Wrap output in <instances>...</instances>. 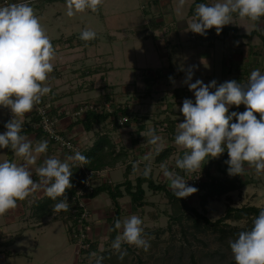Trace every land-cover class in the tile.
I'll return each instance as SVG.
<instances>
[{"label": "crops", "instance_id": "obj_1", "mask_svg": "<svg viewBox=\"0 0 264 264\" xmlns=\"http://www.w3.org/2000/svg\"><path fill=\"white\" fill-rule=\"evenodd\" d=\"M12 1L20 2V0ZM141 2L144 4L141 7L142 15L136 16L134 23L128 28L115 26L113 28L111 26V36L107 37V43L112 46V50L101 53L97 50L89 51L93 46H98L97 35L91 41H83L80 39L81 31H74L76 24L86 23L87 29H89V21L95 19L93 16L90 18V12L85 11V16L82 13H77V16L74 15L73 18L66 15V4L62 2L30 0L31 6L40 18L41 24L45 27L56 49V58L53 61L54 70L46 81L51 92L46 97L52 103V113L58 119L60 132L72 139L82 155L87 154L100 138L110 142L112 149L116 152L128 153L126 162H118L116 165L101 169L89 181L84 173L81 184L85 186L87 183L88 186H85V189L89 194L103 185L113 188L123 184L126 181L128 166H131L132 169L129 179L134 181L140 176L135 175L134 171L143 167L141 175L143 174L145 165L148 163L144 157L149 153H152V169L161 166V164H166L169 170L175 169L176 159L182 157L185 151L174 143L178 123L184 120L179 109L185 98L195 99L187 85L182 84L185 72L181 69L195 65L196 70L192 82L201 79L206 84L214 79L218 83L232 79L246 83L252 70L259 69L264 73V18L253 22L247 18L233 15L232 24L224 26L236 29L237 35L240 36L253 33L248 38L234 36L232 32L227 36H217L207 31L206 36H201L186 31L188 22L193 18L190 15V10L185 16L177 18L176 10L178 11L179 8L177 1L141 0ZM196 2L211 4L223 2V0H195L190 2L191 7ZM101 15L106 19V14L102 12ZM75 17L80 18L76 24ZM105 19L103 20L104 29H108ZM95 22H90V29L99 25L98 21ZM125 29L128 32H125ZM132 31L142 33L140 37L142 41L132 36V43L128 45V50L135 48L140 50L139 54L144 57L141 59V61H145L144 66H132L131 55L128 56L126 50H116V45H119L117 41L128 39L129 33ZM148 39L155 41V57L154 53L147 50L146 40ZM164 40L168 43L164 44ZM169 47L172 48L169 49ZM116 51L118 52L116 53ZM154 58L155 60L157 58L159 62L150 63ZM144 68L152 72L153 75H157L158 72L160 74V77H157V82L152 84L154 93L148 98L144 96L148 86L147 80L144 75L137 74L140 69ZM128 69H136V72L133 73L134 76L131 75L121 85H114L119 71ZM169 77L173 78L174 83ZM135 83L140 85L139 93L134 87ZM166 100L168 101L166 102ZM105 104L110 106L111 110L120 107L127 110L126 118L130 119V122L124 126L115 127L111 119L102 125L93 126L91 130H86V118L89 113H92L88 107L95 105L100 111H103ZM245 110L244 105L232 106L229 109V114L232 111L243 112ZM11 118L12 113L9 109L0 108V133L6 130L4 124ZM168 118L177 122L172 133L167 130L166 120ZM19 119L23 121L22 134L31 139L34 144L41 140L48 141L47 152L39 154L36 163L29 166L33 171L34 180L39 181L35 169L43 163L45 158L52 156L63 160L66 156L75 154V152L57 147L35 126L38 121L35 107L30 113ZM149 129H154L156 134L161 137L160 152L170 147L174 149V153L169 159L156 162L157 154L154 146L149 144L148 138L143 135ZM226 153L222 154V159ZM4 160L17 164L26 163L22 157H17L10 149H0V162ZM71 163L72 169L82 167L81 162ZM223 168L224 165L222 166L220 163V169ZM245 168V172L255 171L254 168L247 165ZM159 170L161 171V168ZM175 170L186 180L187 174L179 169ZM217 170L221 171L219 165ZM212 171H214L213 167L211 174ZM151 175L157 184L165 185L170 189L169 182L164 178L163 173L159 179L160 182L152 171ZM144 189L147 202L149 191L147 185H144ZM59 199L63 198H58L55 202H58ZM52 201L40 190L25 200L18 201L15 209L0 215V264H81L84 262V260H80L77 245L70 235L69 223L71 224L74 220L69 218V213L61 210L48 214L47 210H42L48 202ZM118 202L121 211L120 220H123V215H127L126 217L132 215L128 211V207L132 210L135 209L132 207L129 196L124 194ZM68 203L69 208L76 205L75 201ZM83 203L89 212V219L85 222L88 241L91 244L94 243L101 251L103 250L102 246L110 242L116 208L108 192H102L94 198L85 197ZM118 231L120 232V230Z\"/></svg>", "mask_w": 264, "mask_h": 264}, {"label": "clouds", "instance_id": "obj_2", "mask_svg": "<svg viewBox=\"0 0 264 264\" xmlns=\"http://www.w3.org/2000/svg\"><path fill=\"white\" fill-rule=\"evenodd\" d=\"M104 0H66V15L73 17L86 10L97 12ZM185 0H179L183 6ZM233 14L253 22L264 18V0H223L211 4L199 3L195 14L188 22L187 30L201 36L215 29L219 35L224 26L232 24ZM96 38V32L85 29L80 34L83 41ZM56 58L54 48L45 27L36 15L30 0L0 4V108L9 109L12 118L0 133V149H10L26 163L17 164L4 160L0 162V215L15 209L33 193L42 190L57 203L53 211H68L67 190L73 187L72 163H89L79 151L63 160L49 156L35 169L39 181L33 179L29 167L36 163L39 154L46 153L48 141L34 142L22 134L25 114L30 113L42 98L51 92L46 85L49 74L54 70ZM196 66L181 69L185 72L182 84L193 92L194 100L185 98L179 111L184 120L178 123L174 136L175 145L185 149L182 157L175 161V169L185 174L201 172L210 160L227 152L229 176H243L245 165L254 168L258 176L264 175V73L259 69L251 71L246 83L235 79L218 83L215 79L205 83L201 79L192 82ZM173 80L172 77H169ZM174 83V80H173ZM245 106V111H232V106ZM259 114V118L257 117ZM158 154L162 148L161 137L154 129L143 134ZM152 153L144 157L143 175H151ZM164 178L178 199L187 198L198 191L175 169L161 164ZM198 177V176H197ZM114 230H120L112 243L120 253L122 244L147 251L149 240L145 237L143 220L132 214L123 220H116ZM235 264H264V209L259 211L248 230L240 231L234 240L228 241ZM95 257V253L92 254ZM102 258H96L101 264Z\"/></svg>", "mask_w": 264, "mask_h": 264}, {"label": "rangeland", "instance_id": "obj_3", "mask_svg": "<svg viewBox=\"0 0 264 264\" xmlns=\"http://www.w3.org/2000/svg\"><path fill=\"white\" fill-rule=\"evenodd\" d=\"M175 1H177V3L179 4V0ZM194 1L195 0H185L183 6H180L179 4L178 11L176 10L178 19H180L181 16H185L187 14V11H189L191 8L190 2ZM142 5L144 4L141 2V0H104L103 4L100 6L97 12L86 10L90 12V18L92 16L95 18L89 21V29L91 26L90 22L98 21L99 23V25H96V27L90 29L96 32V35L99 38V44L98 46H93L91 49H89V51L94 52L97 50L98 52L105 53L108 52V50H112V46L107 43V37L111 36V26H115L117 28L130 27V25L134 23L133 21L136 16L140 17L142 15ZM107 9L108 12L106 13ZM102 12L106 14V19L101 15ZM104 19L106 26L108 23V29H104ZM79 20L80 18L78 19V17H75V24ZM85 29H87L86 23L76 24L74 31L82 32ZM125 32L128 31L125 29ZM129 34L130 36H128V39L117 41L119 45H116V50H126L128 53L127 55H131L130 58H132V66H144L143 64H145V61H141V59L144 57L143 55L139 54L140 50H138L137 48L128 50V45L132 43V36L140 39L142 33L132 31V33L130 32ZM140 40L142 41V39ZM146 41L147 50L151 51V53H154L153 56L155 57V41H152V39H148ZM166 42L164 40V44H166ZM170 48L172 47H169V49ZM117 52L118 51H116V53ZM151 53L149 54L151 55ZM154 62L159 61L157 58L156 60L154 58V60H152V62L150 63ZM135 72L136 69H128L125 71L120 70L114 85L123 84V82L126 79L130 78L131 75L134 76L133 73ZM137 74L144 75V78H146V80L150 82H153V84L157 82V77H160L159 72L157 75H153L152 72L146 70L145 68L140 69ZM134 87L137 90V93H139L140 85L135 83ZM167 101L168 100H166V102ZM222 157V155L218 158L212 159L211 157H209L210 160L203 166L200 173L206 174L207 170L205 168L207 167V165H209V162L213 161V176H222V174L220 173L221 171L219 172L217 170L219 163H221L222 166L224 165ZM142 168L134 171V174L141 175L143 170ZM153 168L154 169H152V172L155 173L156 178L159 181L162 174L159 170L160 166ZM234 177H239L242 182H246L248 183V185L239 191L229 194L228 198H231L230 200H228L227 197H222L218 201L210 200L206 211H204L201 208V198H199L200 196L197 195V197L192 202H190L189 205L192 208H197L199 213L205 215L212 222H216L217 220L224 218L226 210L229 206H232L236 209H240L246 206H254L259 209H264V175L258 176L255 171L248 170L243 174V176L237 175ZM147 202L148 204L146 205V207L139 210L142 212H139L138 210H132L130 207H128V211L131 212V214L138 215L143 220L144 233L145 237L149 240L150 248L145 251L142 248H136L135 246L122 244V251H125L126 254L123 256V258H121L120 253L113 249L112 244L107 243L102 246L103 250L99 251L100 253L110 252L117 258V264H192V258L196 260L197 264L233 263L234 259L228 243L229 240L235 239L232 235L229 236V238L225 241H221L220 234L217 231L212 228H208L203 222L197 223L196 216L192 215L191 213L185 212L181 205L169 202L164 193L156 194L149 190L147 195ZM126 216L127 215H123V219L127 218ZM250 226L251 225L245 220H229L226 221L225 224L221 225V228L225 229L226 231H230V229L248 230L250 229ZM81 264L88 263L82 262ZM89 264H92V262Z\"/></svg>", "mask_w": 264, "mask_h": 264}, {"label": "trees", "instance_id": "obj_4", "mask_svg": "<svg viewBox=\"0 0 264 264\" xmlns=\"http://www.w3.org/2000/svg\"><path fill=\"white\" fill-rule=\"evenodd\" d=\"M45 2H62L66 4V0H45ZM198 3L196 2L190 9V15L194 16L195 12V7ZM234 16H237L236 14H233ZM209 33L212 35H217L215 29H210L208 30ZM232 32L234 36H239L242 38H248L253 35H237V30L236 29H231V28H226L223 27L222 32L219 34L221 36H227L229 33ZM218 36V35H217ZM148 86L146 87L145 90V98L151 97V95L154 93L152 89V84L153 82H150L147 80ZM112 108L110 107V111H106L105 108H103V111L99 112H92L89 113L85 125H86V130H91V128L95 125H102L109 120L113 123L115 127H118L120 125V120L121 118H126L127 115V110L124 108H117L114 110H111ZM257 117L259 118V114H257ZM130 122V119H129ZM128 122V123H129ZM126 123V124H128ZM167 123V130H169L170 133L174 132L175 126H176V121L171 120L168 118L166 120ZM121 126V125H120ZM174 153V149L172 147L167 148L161 152H159L156 155V162H161L166 159H169ZM84 156H86L89 160V163L82 164V167H75L72 169V177L71 181L73 184V187L70 188L67 192V197H68V202L75 201V195L77 190L81 187V183L84 179V173L86 172H95L97 173L101 169L107 167V166H112L116 165L118 162H126L128 158V153L120 151L119 153L116 152L115 150L112 149V146L110 142L106 141L103 138H100L99 140L96 141L95 145L93 148ZM114 156V157H113ZM113 157V158H112ZM228 154L226 153L224 155L223 161H224V168L221 170L220 169V163H219V170H221L222 176H213L211 174V169L214 165V162L211 161L206 168L207 170V177L208 179L201 183L199 186L195 187L198 189V191L195 193L196 195L200 196L199 198L201 201V208L206 211V208L209 204V201H214V200H220L222 197H227L229 194L239 191L242 188L246 187L248 183L242 182L241 179L236 178L234 176H229L227 173V168L228 165L225 163L226 160H228ZM83 168V170H82ZM131 166L127 167L126 170V181L118 185L116 187H111L108 185H103L101 187H97L96 189L93 190L92 193H87L85 197L88 198H94L101 194L102 192H108L114 206L116 208V216L114 219V224L116 220H120L121 218V211H120V204L118 200L126 194L131 198V203L132 207L135 210L142 209L147 205L146 202V191L144 189V185H147L148 189L152 191L153 193H164L169 202L179 204L183 207L184 211L187 213H191L192 215L197 217V223L198 222H203L208 228H212L215 231H217L220 234V240L225 241L226 239L229 238V236H233V238L237 237V234L240 231L243 230H238V229H230V231H226L225 229L221 228V225L225 224L226 221H242L245 220L247 221L252 227L253 225V220L255 219L256 216H258L259 211L261 209L254 207V206H246L242 207L240 209H236L232 206H229L226 210L225 217L222 219L217 220L216 222H212L209 218H207L205 215H202L199 213L197 208H192L189 203L185 201V198L183 199H178L172 192V190L168 189L165 185L162 184H157L155 179L153 178V175H150L148 177H145L143 174L137 177L134 181L129 179V175L131 174ZM235 178V179H234ZM231 198H228L230 200ZM57 203L55 201L48 202L42 208L43 211H48V214H52L53 211V206L54 204ZM78 203L76 202V205L72 208H69L68 211H65L69 213V218H72L75 220V218L80 214V213H75L73 214V210H78ZM114 224L112 225V232L110 236V244L113 243L115 240L116 236L119 234L118 230H114ZM229 226V225H226ZM225 228V227H224ZM245 230V229H244ZM91 250L95 253H100L97 246L92 243L91 244ZM102 256V261L101 264H117L116 262V257L112 255L110 252H102L100 253ZM92 264H96V260L92 262ZM192 264H197L196 260L192 258ZM232 264H235V261H233Z\"/></svg>", "mask_w": 264, "mask_h": 264}, {"label": "built area", "instance_id": "obj_5", "mask_svg": "<svg viewBox=\"0 0 264 264\" xmlns=\"http://www.w3.org/2000/svg\"><path fill=\"white\" fill-rule=\"evenodd\" d=\"M3 3H13L10 0H0V4ZM110 107V106H109ZM107 104H105L104 108L106 111H110ZM92 112H99L100 109L97 106L88 107ZM52 103L46 96L42 98L41 102L35 106V115L37 117V124L35 125L39 128L43 134L48 138L49 141L54 143L57 147L70 152H77L78 149L73 143L70 137L64 136L58 126V119L53 115ZM129 122L128 118H123L120 120V125L124 126ZM98 173L95 172H86L87 181L92 177L96 176ZM198 176V177H197ZM208 179L206 174L190 173L186 175V180H188V184L193 187L199 186L201 183L205 182ZM86 181V182H87ZM85 186H88L85 183ZM81 185V187L77 190L75 195V202L78 203V210H73L72 213H80L75 220L70 224L69 223V231L73 241L77 245L78 256L81 260H84L86 263H91L96 260V258H102L100 253H95L91 250V243L88 241V235L85 229V222L89 219V212L83 203V198L87 194L86 187ZM196 197V194H192L189 197L185 198L187 203H190ZM95 253V257L92 254Z\"/></svg>", "mask_w": 264, "mask_h": 264}]
</instances>
